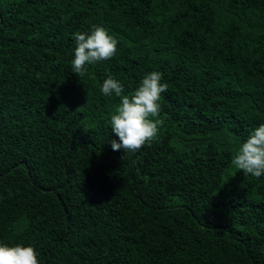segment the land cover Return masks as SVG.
<instances>
[{"label":"trees","instance_id":"16d2710c","mask_svg":"<svg viewBox=\"0 0 264 264\" xmlns=\"http://www.w3.org/2000/svg\"><path fill=\"white\" fill-rule=\"evenodd\" d=\"M116 55L73 72L77 31ZM162 73L158 138L113 151L120 98ZM264 0H0V243L40 264H264Z\"/></svg>","mask_w":264,"mask_h":264},{"label":"clouds","instance_id":"9594fccd","mask_svg":"<svg viewBox=\"0 0 264 264\" xmlns=\"http://www.w3.org/2000/svg\"><path fill=\"white\" fill-rule=\"evenodd\" d=\"M74 40L71 65L78 76L85 73L86 66L112 59L119 43L103 26H95L90 33L77 31ZM168 88L162 82V73L156 71L145 75L131 95L124 94V85L111 75L104 79L100 92L106 97L120 98L110 116L111 130L118 137V141H111L113 151L136 153L158 138L164 123L159 118L161 99ZM231 163L245 175L264 176V123L242 143ZM39 256L34 246L0 243V264H40Z\"/></svg>","mask_w":264,"mask_h":264}]
</instances>
